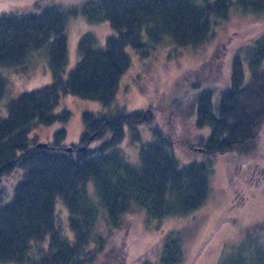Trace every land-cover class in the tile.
Returning a JSON list of instances; mask_svg holds the SVG:
<instances>
[{"label": "trees", "instance_id": "trees-1", "mask_svg": "<svg viewBox=\"0 0 264 264\" xmlns=\"http://www.w3.org/2000/svg\"><path fill=\"white\" fill-rule=\"evenodd\" d=\"M231 11L264 16V0H84L73 6L34 0L31 10L0 13V68L25 71L45 55L52 71L50 84L10 96L0 116V263L124 264L116 237L129 216L143 213L154 227L177 222L206 202L215 155H254L264 128V32L246 52L248 76L242 57H233L230 86L216 75L198 81L184 74L172 95L187 91L189 109L175 97L166 107L133 111L115 103L132 63L129 50L144 58L166 46L190 52L212 41L214 27ZM79 17L90 26L108 22L112 31L104 42L86 31L64 77L67 29ZM7 87L0 72V106ZM65 94L98 101L103 109L81 112L79 144H64V127L53 140L39 141L34 127L70 120L68 108L57 111ZM187 111L199 139L196 148L186 143L203 155L188 163L174 145L185 143L176 122ZM126 128L128 144H139L134 161L122 145ZM14 174L17 181L7 189L3 179ZM183 238L179 229L166 230L152 253L134 264H183ZM226 251L219 264H264V219L242 229Z\"/></svg>", "mask_w": 264, "mask_h": 264}, {"label": "rangeland", "instance_id": "rangeland-1", "mask_svg": "<svg viewBox=\"0 0 264 264\" xmlns=\"http://www.w3.org/2000/svg\"><path fill=\"white\" fill-rule=\"evenodd\" d=\"M63 4L65 6L79 4L84 0H41ZM34 0H0V13L23 12L33 8ZM86 31H94L101 41L112 31L108 22L100 26H90L79 17L72 19L68 25V54L63 76L67 77L78 60L77 47L80 38ZM215 38L195 49L174 51L173 46L153 50L148 58L129 50L132 63L120 79L115 103L126 111L145 109L149 104L170 105L171 97L179 99L188 108L185 99L187 91L175 94V88L183 83L184 74H192L194 80L201 81L205 75L220 77L223 85L230 86L233 57L239 54L244 60L245 75H249L246 52L255 38L264 32V16L231 11L227 20L214 27ZM155 51V52H154ZM177 53L169 57V53ZM49 58L41 55L35 59L25 71L15 72L8 68H0V72L8 80L7 93L0 106V116H6V100L22 92H28L43 87L52 82V71ZM205 64V65H204ZM201 69V74L198 71ZM196 73V75H193ZM198 75V76H197ZM210 75V76H209ZM192 90L189 89V93ZM164 100V101H163ZM175 101V102H176ZM174 102V103H175ZM173 103V104H174ZM57 111L68 108L71 111L70 120L64 125L36 126L31 132L39 141L53 140V134L64 127L67 136L65 145L79 144L84 123V110L98 111L103 109L100 102L86 100L65 94ZM191 104V103H190ZM217 106V102H216ZM169 108V107H167ZM189 109V108H188ZM175 115H178L175 112ZM161 116V115H160ZM196 117V116H195ZM158 123V120H157ZM192 116L183 115L177 122V133L184 144L174 143L177 155L182 162L200 160L203 155L192 150L187 141L196 148L199 130L195 128ZM208 128L201 130L207 131ZM122 145L128 151L131 160H137L138 145L128 144L129 131ZM260 142L251 157H234L230 155H215L213 157L214 172L210 178V191L206 202L197 211L179 221H164L154 227L143 213L129 216L127 227L118 232L117 246L125 255L124 264H134L143 255H149L168 229H179L184 237L183 248L186 254L183 264H219L226 254V247L238 241L242 229L252 222L264 219V128L259 133ZM234 155V156H233ZM14 174L3 179L7 189H12L17 181ZM12 191V190H11ZM62 215L65 227L68 226V211ZM177 227V228H176ZM120 256V255H119ZM116 258V256H115ZM14 264V263H0Z\"/></svg>", "mask_w": 264, "mask_h": 264}, {"label": "water", "instance_id": "water-1", "mask_svg": "<svg viewBox=\"0 0 264 264\" xmlns=\"http://www.w3.org/2000/svg\"><path fill=\"white\" fill-rule=\"evenodd\" d=\"M92 137H93V136H92ZM92 137H91V138H92ZM38 146H39V147H46L47 145H46L45 143H42V142H41V143H38ZM67 150H68V151H71V148H68Z\"/></svg>", "mask_w": 264, "mask_h": 264}]
</instances>
